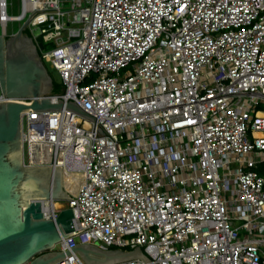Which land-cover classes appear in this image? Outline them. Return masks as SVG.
<instances>
[{"label": "built area", "instance_id": "1", "mask_svg": "<svg viewBox=\"0 0 264 264\" xmlns=\"http://www.w3.org/2000/svg\"><path fill=\"white\" fill-rule=\"evenodd\" d=\"M17 6L9 15L0 0L2 31L28 21L62 88L38 101L97 120L22 116L24 164L59 167L72 199L63 209L77 233L58 252L139 247L153 264H264V0ZM44 205L49 220L63 210ZM53 264L85 263L73 253Z\"/></svg>", "mask_w": 264, "mask_h": 264}, {"label": "water", "instance_id": "2", "mask_svg": "<svg viewBox=\"0 0 264 264\" xmlns=\"http://www.w3.org/2000/svg\"><path fill=\"white\" fill-rule=\"evenodd\" d=\"M26 21L6 37L0 34V92L7 102L0 103V264H53L73 253L86 264H116L133 259L150 262L139 247L132 252L100 251L81 245L63 253L55 246L74 232V213L61 210L46 219L44 204L53 213L56 202L72 200L63 189V173L58 167H29L24 164L22 116L26 112L71 111L91 122L75 103L51 104L39 98L50 95L53 79L42 63L38 47L24 36ZM32 99L31 104L22 101Z\"/></svg>", "mask_w": 264, "mask_h": 264}, {"label": "rangeland", "instance_id": "3", "mask_svg": "<svg viewBox=\"0 0 264 264\" xmlns=\"http://www.w3.org/2000/svg\"><path fill=\"white\" fill-rule=\"evenodd\" d=\"M7 5H8V13L9 15H14L16 16L18 14V6H17V0H7ZM19 29V26L18 24H13V23H9L8 26H7V29H6V37H9L13 34H15ZM2 33V28L0 26V34ZM49 73V75L52 77L53 81L58 84L59 83V77L57 75V73L55 71H53L52 69H50L49 65H44ZM48 165V164H46ZM264 167H261L260 168V171H259V175L260 176H264L261 171L263 170ZM58 204L61 205V208L60 209H63L65 208V202L64 201H61V202H56ZM59 209V210H60ZM55 252H58L60 250V244H58L57 246H55L54 248ZM80 257V256H79ZM80 259L84 262V260L80 257ZM85 263V262H84ZM86 264V263H85Z\"/></svg>", "mask_w": 264, "mask_h": 264}, {"label": "trees", "instance_id": "4", "mask_svg": "<svg viewBox=\"0 0 264 264\" xmlns=\"http://www.w3.org/2000/svg\"><path fill=\"white\" fill-rule=\"evenodd\" d=\"M24 36H26L27 38H30V35L28 34L27 31L24 32ZM62 92V88L59 84H56L54 81H53V89L51 91V95H57V94H60ZM261 173L264 175V168L263 170L261 171ZM264 177V176H262ZM77 179H79V176L77 175H72V176H66L64 177V185L65 187L67 188V190H71V184L75 181V186H76V183H77Z\"/></svg>", "mask_w": 264, "mask_h": 264}, {"label": "bare ground", "instance_id": "5", "mask_svg": "<svg viewBox=\"0 0 264 264\" xmlns=\"http://www.w3.org/2000/svg\"><path fill=\"white\" fill-rule=\"evenodd\" d=\"M73 175H75V174H73ZM66 176H69V175H66ZM53 208L59 210V209L61 208V205L58 204V203H54ZM47 209H49V210L51 211V209L49 208V205H47V206L45 207V210H47Z\"/></svg>", "mask_w": 264, "mask_h": 264}]
</instances>
